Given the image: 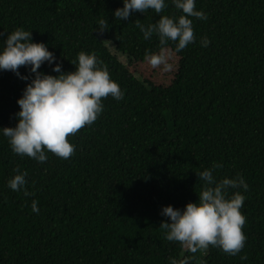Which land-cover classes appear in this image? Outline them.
I'll return each instance as SVG.
<instances>
[{"label":"trees","instance_id":"trees-1","mask_svg":"<svg viewBox=\"0 0 264 264\" xmlns=\"http://www.w3.org/2000/svg\"><path fill=\"white\" fill-rule=\"evenodd\" d=\"M166 3L159 15L181 14ZM122 6L0 0V46L22 27L54 52L64 72L74 70L78 52H94L124 92L120 100L102 98L96 120L68 135L75 147L67 159L20 156L0 134V264H168L186 255L189 264H264V0H195L207 19L191 18L196 40L174 53L167 72L144 61L158 38L144 39L133 23H154L158 14L115 19ZM18 71L27 74L24 66ZM38 71L57 75L47 63ZM26 83L0 70V128L15 126ZM213 162L223 165L213 172L217 179L239 174L248 185L237 189L245 196L246 240L236 255L211 245L191 253L159 228L168 220L162 206L183 209L198 200L203 182L196 173ZM17 169L27 172L29 196L7 186Z\"/></svg>","mask_w":264,"mask_h":264},{"label":"clouds","instance_id":"clouds-1","mask_svg":"<svg viewBox=\"0 0 264 264\" xmlns=\"http://www.w3.org/2000/svg\"><path fill=\"white\" fill-rule=\"evenodd\" d=\"M170 3L181 11L180 15H159L167 7L166 0H122L123 6L112 13L118 20H127L130 11L144 13L151 9L158 14L154 23L145 25L140 20L133 23L144 39H150L153 34L158 38V50H145L143 59L152 68L161 67L165 72L173 68L174 53L196 40L191 18L207 19L202 9H196L195 0H170ZM98 23V31H104L106 21L100 19ZM169 41L174 43V48L169 47ZM199 43L201 47H207L210 41L202 36ZM45 63L57 75L38 71ZM70 63L74 70L62 71L54 52L49 51L43 42H33L31 32L22 27L15 28L3 40L0 70H10L19 79L27 81L16 101L19 111L14 114L15 126L0 128V134L7 138L13 153L26 155L37 162L46 161L47 152L67 159L75 147L67 139L68 135L96 120L103 110L102 98L109 95L115 100L123 98L124 92L110 78L107 67L94 52L82 50ZM20 66L25 67L27 74L18 71ZM222 166L213 162L196 173L203 182L196 202L186 203L183 209L172 205L161 207L160 215L168 218L159 225L165 240L179 242L191 253L206 250L210 245L229 255H236L241 250L246 240L242 231L245 216L240 211L245 196L237 189L247 191L248 185L239 174L217 179L213 172ZM13 171L7 186L25 196L31 195L25 187L27 172ZM31 210L34 213L39 211L35 199L31 202ZM191 259L187 255L169 257L168 264H189Z\"/></svg>","mask_w":264,"mask_h":264},{"label":"rangeland","instance_id":"rangeland-1","mask_svg":"<svg viewBox=\"0 0 264 264\" xmlns=\"http://www.w3.org/2000/svg\"><path fill=\"white\" fill-rule=\"evenodd\" d=\"M109 45V47L111 48V50L114 52V48H113V46L111 45V44H108ZM119 58H120V60L123 62V63H125V64H127V59H126V57L125 56H122V55H117ZM155 70L156 71H158V67L157 68H155ZM162 72V71H161ZM161 72H159V74H160V76L162 77V80L161 81H164L165 83H167L168 81V78H170L168 75H166V74H163V73H161ZM139 75V74H138ZM160 81V82H161ZM157 83V82H156ZM159 83V82H158Z\"/></svg>","mask_w":264,"mask_h":264}]
</instances>
